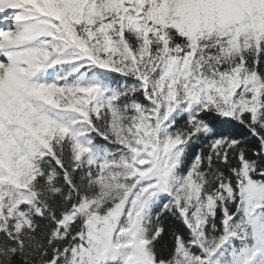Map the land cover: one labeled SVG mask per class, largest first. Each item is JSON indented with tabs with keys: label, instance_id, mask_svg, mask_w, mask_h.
Masks as SVG:
<instances>
[{
	"label": "snow or ice",
	"instance_id": "6c2138e0",
	"mask_svg": "<svg viewBox=\"0 0 264 264\" xmlns=\"http://www.w3.org/2000/svg\"><path fill=\"white\" fill-rule=\"evenodd\" d=\"M0 25V264H264V0Z\"/></svg>",
	"mask_w": 264,
	"mask_h": 264
},
{
	"label": "rangeland",
	"instance_id": "374dc122",
	"mask_svg": "<svg viewBox=\"0 0 264 264\" xmlns=\"http://www.w3.org/2000/svg\"><path fill=\"white\" fill-rule=\"evenodd\" d=\"M0 26H4V25H0Z\"/></svg>",
	"mask_w": 264,
	"mask_h": 264
}]
</instances>
